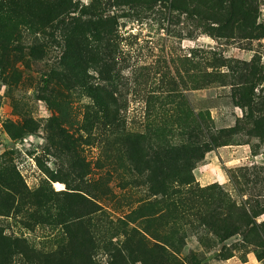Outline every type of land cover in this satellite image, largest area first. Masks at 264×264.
Instances as JSON below:
<instances>
[{"label":"rangeland","instance_id":"rangeland-1","mask_svg":"<svg viewBox=\"0 0 264 264\" xmlns=\"http://www.w3.org/2000/svg\"><path fill=\"white\" fill-rule=\"evenodd\" d=\"M245 1L259 40L221 33L192 1L0 0V264H264V139L245 122L264 103V0ZM187 59L224 60L226 78L201 88ZM182 77L209 130H244L195 164L174 214L130 148L146 111L177 105L165 94Z\"/></svg>","mask_w":264,"mask_h":264},{"label":"trees","instance_id":"trees-1","mask_svg":"<svg viewBox=\"0 0 264 264\" xmlns=\"http://www.w3.org/2000/svg\"><path fill=\"white\" fill-rule=\"evenodd\" d=\"M153 1L170 4L177 10L186 8V4L189 1L206 5L211 10L208 20L219 25L221 33H227L226 35L230 34L231 36L244 34L245 39H260L257 35L263 28L258 26L256 22H252L253 11L245 0ZM71 54L75 56L74 52H71ZM82 54L83 52H80V56ZM87 58L88 55L86 54L84 59ZM194 60H185V66L188 69V77L197 86L206 89L216 83H222L226 78V74L222 70L223 67L227 66V62H224V60L217 59L218 61L215 60L213 64H208L207 62L208 69L206 70L200 69ZM74 64H71L70 69L76 71L72 66ZM251 68L250 74L245 76L244 81L236 84L238 106L249 107L250 98L254 97L253 89L249 85L257 79L259 73L256 67ZM209 69H212V72ZM191 72H193L192 75L190 74ZM251 77L252 80H249ZM179 80L172 79L171 88L165 94L167 98L177 99V105H168L172 109L168 107L165 111L160 110L161 112H158L159 114H155V116L154 114L151 115L152 111H146L145 120L147 116L149 118L153 116L155 117L152 120L153 123L148 127L146 126L144 132H136L132 135V146L130 148L135 172L145 178L150 190L163 196L168 211L174 214H177L185 207L187 200L183 196L187 191L189 193L195 183V178L193 177L195 164L204 160L208 153L220 147L231 146L230 139L233 136H238L244 130L240 120L234 128L219 131L216 129L209 130L207 128V117L209 114L195 112L187 96L190 91L189 85L184 80V77ZM154 99L155 97L152 98V100ZM97 103H100V99H97ZM258 114L259 116L255 117L251 113L245 118V122L248 124L246 135L252 138L264 139V103L258 110ZM170 118L181 119V122L180 124L174 123V121H170ZM188 121L192 123L193 127L188 126ZM176 126L178 127L176 128ZM190 128L193 129L189 133H184L189 136L188 140L175 144L173 140L175 134L179 130L186 131ZM177 185L187 188V190L179 189V187H176ZM214 219L215 216L213 217ZM232 220L233 218L224 219V225L230 226ZM236 234L233 232L232 235Z\"/></svg>","mask_w":264,"mask_h":264},{"label":"bare ground","instance_id":"bare-ground-1","mask_svg":"<svg viewBox=\"0 0 264 264\" xmlns=\"http://www.w3.org/2000/svg\"><path fill=\"white\" fill-rule=\"evenodd\" d=\"M57 187L60 189H63V185L62 184H57Z\"/></svg>","mask_w":264,"mask_h":264}]
</instances>
